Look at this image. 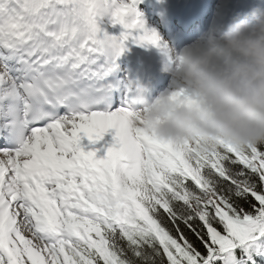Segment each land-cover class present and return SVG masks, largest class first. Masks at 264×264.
<instances>
[{
    "label": "snow or ice",
    "instance_id": "1",
    "mask_svg": "<svg viewBox=\"0 0 264 264\" xmlns=\"http://www.w3.org/2000/svg\"><path fill=\"white\" fill-rule=\"evenodd\" d=\"M140 2L0 0V264H264V144L143 127L118 75L129 41L164 47Z\"/></svg>",
    "mask_w": 264,
    "mask_h": 264
},
{
    "label": "clouds",
    "instance_id": "2",
    "mask_svg": "<svg viewBox=\"0 0 264 264\" xmlns=\"http://www.w3.org/2000/svg\"><path fill=\"white\" fill-rule=\"evenodd\" d=\"M160 72L187 94L163 92L141 114L163 141L264 144V5H254L179 51L163 42Z\"/></svg>",
    "mask_w": 264,
    "mask_h": 264
},
{
    "label": "bare ground",
    "instance_id": "3",
    "mask_svg": "<svg viewBox=\"0 0 264 264\" xmlns=\"http://www.w3.org/2000/svg\"><path fill=\"white\" fill-rule=\"evenodd\" d=\"M258 4H260L261 2L258 1L257 2ZM107 28V27H106ZM109 28V27H108ZM112 28V27H111ZM123 31V28L120 26L117 31H116V28L114 27L113 28V32L118 33L120 34L121 32ZM111 34L113 35V33L111 32ZM110 34V35H111ZM128 51H126L122 56L125 58V59H129L130 61L129 62H126L125 64L122 62V60L120 59L118 61V64H119V69H118V73L120 72L121 70V67L125 70V67H126V70L129 72V77L131 79H142L148 72L150 73L149 69L151 67H154L152 62L151 63H147L149 58H147V56L144 54V50L135 45L134 43H132L131 41H129L126 45ZM148 70V71H147ZM133 74V76L131 75ZM131 75V76H130ZM151 77L152 79H156L157 78V75L155 74H151ZM169 88L171 86V82H169ZM172 87V86H171ZM114 133L113 132H109V133H106L104 138L97 142L99 147H100V150L101 149H104V150H107V148L112 144V137H113ZM88 139L85 137V142L87 141Z\"/></svg>",
    "mask_w": 264,
    "mask_h": 264
},
{
    "label": "rangeland",
    "instance_id": "4",
    "mask_svg": "<svg viewBox=\"0 0 264 264\" xmlns=\"http://www.w3.org/2000/svg\"><path fill=\"white\" fill-rule=\"evenodd\" d=\"M124 2L127 3L128 0H124ZM104 24H105V27H107V28L109 27V28L111 29V27H113V26H111V25L107 22V20H105ZM112 31H113V28H112ZM112 31L109 30L108 33L111 34ZM112 33H113L114 36H116V34H117L118 36L120 35V34H118V33L115 34V32H112ZM111 35H112V34H111ZM171 86H172V84H171ZM171 86H170V88H172ZM103 150H104V149H101V151H103ZM106 151H107V150H104V151H103L104 156L106 155ZM100 155H101V154H100ZM101 156H102V155H101ZM100 158H101V157H100Z\"/></svg>",
    "mask_w": 264,
    "mask_h": 264
}]
</instances>
